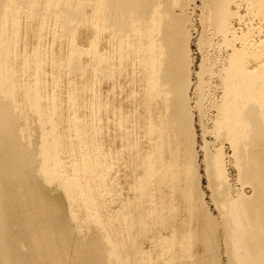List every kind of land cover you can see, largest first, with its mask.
<instances>
[{
    "label": "bare ground",
    "instance_id": "obj_1",
    "mask_svg": "<svg viewBox=\"0 0 264 264\" xmlns=\"http://www.w3.org/2000/svg\"><path fill=\"white\" fill-rule=\"evenodd\" d=\"M188 1L0 0V264H13L5 239L7 231L12 230L9 226L7 230L11 208L27 210L30 223L39 224L36 228L28 224L29 242L32 251H37L38 261L46 263L50 258L52 248L48 244L45 246L36 232L44 231L43 221L50 214L37 192L40 182L57 185L63 190L70 202L73 221L81 222L80 226L92 222L101 228L99 243H94L97 250L92 248L101 264H219L222 250L218 249V240L221 239L228 264H264V38L258 37V41L255 28L250 26L239 33L233 26V20L239 17V9L235 11L233 6L240 8L243 3L247 5V14L261 18L264 23V0H202L208 21L230 49L228 65L219 75L224 99L215 127L218 138L230 142L233 147V161L241 185L234 194L227 179L222 151L207 152L204 156L206 172L213 201L220 209L219 218L203 205L202 192L199 194L198 188V194L195 193L196 183L188 182H195L198 176L194 153L196 135L188 97L192 61L189 49L191 19L187 13L191 5ZM87 6L93 10L90 20L85 14ZM39 9L43 10V15L38 16ZM22 18L28 22L38 21L36 30L30 26L37 47L31 46L35 48L33 52L23 50L32 55L19 54L24 47L17 51L23 41ZM51 18L56 27L61 24L68 29L65 31L72 32L77 31L78 26H70L71 21L79 25L84 21L92 28L94 41L89 43L88 49H81L73 41L77 34L68 33L73 39L71 51L66 55L69 57L64 58L60 51L56 54L54 50L55 56L47 60L48 53L39 44L53 21L47 22ZM61 36H58L60 40ZM85 53L93 54L95 62L92 63L97 68L100 85L110 82L114 93L121 87L119 77L125 73L128 83L138 86L140 99L135 119L139 138L146 139V143L139 138L132 143L129 141L132 134L123 131L127 126L116 94H113V107L108 98L102 99L101 87L99 99L95 97L92 81L95 73L93 78L84 80L81 88L76 82L71 84L69 98L72 102L66 116L60 114L63 110L58 108L57 97L47 96L49 83L45 85L44 79L47 61L57 75L67 68L84 76L85 66L89 64H83V68L82 62L78 64L71 59H78V54ZM203 62L201 74L214 73L212 67ZM201 87L200 83V90ZM86 93H89L86 100L89 114H83L86 117L81 119L77 115V102ZM24 108H29L36 116L39 143H30L33 134L26 132L22 124L26 117L23 118ZM109 125L121 131V139L125 138L128 143L123 144L128 145L126 155L133 161L131 173L133 192H136L134 203L131 205L130 199L117 214L108 213L110 199L106 203L105 198L111 193L108 186L114 168L112 159L119 153L109 154L98 139ZM245 186L252 189L251 194L246 192ZM152 240L155 251L149 254L145 252L146 246L142 248L141 245L143 242L148 245Z\"/></svg>",
    "mask_w": 264,
    "mask_h": 264
},
{
    "label": "rangeland",
    "instance_id": "obj_2",
    "mask_svg": "<svg viewBox=\"0 0 264 264\" xmlns=\"http://www.w3.org/2000/svg\"><path fill=\"white\" fill-rule=\"evenodd\" d=\"M18 1L21 2L23 0H18ZM189 1H188L189 6L191 5L190 6L191 8H187V13L190 14L189 19H191V25H190V34H191V41L190 42L191 43L189 45V49L191 50V56H192L191 60L193 62L191 61V68H190L191 69V75H190L191 76L190 77L191 85H190V88L188 90V93H189L188 97H190L189 98L190 99L189 104L191 106L190 107L191 112L193 113L192 114V118H193V127L192 128H194V135H196V136H194L195 137L194 138V143H195L194 153L196 156L195 157L196 158L195 163H197V165L195 166V169H197L196 171H197L198 176L196 177L197 179L195 178V180H196L195 182L191 181V180H188V182H190L191 184L196 183L193 186L194 190H196L198 188L199 191L196 190L195 193L198 194V192H199V194H201V192H202V194H201L202 202L204 201L203 203H205L203 205L208 207L207 209L212 215L214 214V216L216 215L215 217L219 218L220 214H218V213H220V209L215 204V202L213 201V190L211 188V184L208 183V182H210V180L208 181L209 177H208V174L206 172L207 171V168H206L207 162H205L206 159L204 158V156H206L207 152L210 153L211 151L212 152H218L219 150H220L219 152L222 151L221 152V153H223L222 157L225 158V162H226L225 163L226 164L225 170H226V174H228L227 179L230 183L232 192L235 194L236 191L239 190L240 186H241L240 181H239L238 170L236 169L237 167H235L236 163L234 162L235 158L233 157L234 156L233 147H232L230 142L228 143V141L220 140L218 138V132H217L218 128H216L217 122H215L219 119V117L221 115V113L219 111H220L221 104L223 102L222 100L224 99V98H222V97H224L222 95L223 94L222 90L224 89V88H222L223 83H222V80L220 78L221 76H219V75L222 74L221 72L228 65V56L230 53V49H228L226 47V45L224 43L225 42L224 37H222V35H220L219 33H216L215 28L212 26V22L208 21V19L206 17L207 12L204 8V4L202 3V0H193V1L189 0ZM239 7L240 8H235L233 6V9L235 11L237 9H239V11H238L239 14L237 13L239 15V17L237 16L238 18L233 20V26H234L235 30L237 31V33L242 32V31H246L250 27L255 28L254 32H257L255 34L256 35L255 38L257 39L258 37H260L262 40V37L264 38V23H263L262 19L259 17L254 18L251 15L247 14L248 8H247V5L245 3L241 4ZM39 10L37 12V14L40 12L38 14V16H40L41 14L43 15V12H41L43 10L42 9L40 11ZM188 10H190V11L188 12ZM85 11H86L85 12L86 18L90 20L92 18V15H93L92 8L90 6H87L85 8ZM245 17H247V18H245ZM239 18H241L242 20H240ZM22 20L24 22L26 21L25 18H22ZM51 20H53V19L51 18L47 22L49 23ZM245 20H247V21H245ZM252 20H254V21H252ZM23 21H22V23H23L22 33L25 34V37H23L24 34H23V36L21 34V40H23L21 42L24 43L25 40L27 42L24 43V45L20 42L21 44H19L20 47L17 49V51L22 49V47H24L25 49L23 48L22 50H20L21 52L19 51V54H21L23 52V50L24 51L26 50L27 52L32 50L31 52H33V49L35 50V48H33V47L36 46L35 43H37V41H36L37 39L34 38V36L32 35V32L34 31V29L36 30V28H34V27L38 26L37 25L38 21L37 20L29 21V22L26 21L25 25H24ZM67 21H68V19H67ZM51 22H50L51 25H48V27H47L50 29L48 30L46 28V30L43 34V40H42L43 42H41L39 44V45H43V46H41L42 49H44L43 51H46L48 54L51 53L50 56H48V54L46 55L48 58L47 60H50L49 58L51 56H53V57L55 56L54 55L55 51H56V54L57 53L60 54V52H61L62 54H60V55L64 56V58L69 57L66 55H68V53H70L69 51H71L69 48H70V42H72L73 39H71V37H70L71 35L69 36L68 33L77 34L75 36L76 40H73V41L74 42L76 41L75 44L77 43L79 45L77 47L81 48V49H88L89 45H90L89 43H92V41H94L93 30L84 21L82 23L83 25L82 24L79 25L78 22H76V24H75L74 21H71L72 24L70 25V21H68V23H67L68 25L72 26L74 24L73 27L76 25L78 26L76 29L77 31H75V32L74 31L73 32L72 31H65L68 29H66V27H63L61 24H59V25L56 24V25H58V27H56L54 24L56 22L54 20ZM28 23H30L32 25H30V24L28 25ZM33 24H35V25L33 26ZM30 26H31V28L33 27L32 28L33 31L30 29ZM26 27H27V29H25ZM55 27L57 28V30H55L56 29ZM24 29L26 30L25 32H24ZM54 30H55V32H54ZM30 31H32V32H30ZM56 31H57V33L58 32H62V33H58L57 36L53 35V33L55 34ZM64 31H65V33H64ZM63 33L66 35V37L63 36ZM27 34H29L30 36H27ZM258 34H260V35L258 36ZM60 35H62L61 36L62 40H60L58 37ZM54 36H56L57 38ZM228 36L230 37L229 34H228ZM28 37L31 40H29ZM73 37H74V35H73ZM55 38H56V40H55ZM57 39H59V40H57ZM28 42L30 44H28ZM201 42H205L206 46H205V43L202 44ZM25 44H27L26 47H25ZM28 45H30V46H28ZM106 45H107V42H106ZM203 45H204V47H203ZM31 46H33V47H31ZM87 46H88V48H87ZM28 48H29V50H28ZM27 52H23L22 54L26 53V55L27 54L32 55V54H30L31 52H29V53H27ZM46 52L44 54H46ZM71 55H72V53H71ZM77 56L81 59V61L79 58L78 59L74 58L71 60L76 62V63L79 62L78 64H81L80 62H82L81 66L83 68L86 67V71L84 69V76L81 75L82 73L80 74L79 72H72L71 69L67 70V68H65L66 71L64 69L61 72V74L58 73V75H57V72L51 68V65H50L51 60L47 61V65L44 67V69H45L44 73H47L48 75L45 74L44 79H45V83L47 81V83L45 85H48V83H49V85L46 87V89L49 87L47 89V92L48 91L49 92L47 93L45 90V94L47 93L48 97H52L53 94H54V96L57 97V100L59 101L58 108L60 106L59 110L61 108H62L61 110H63V111L60 110L61 111L60 114L66 116L69 112L67 110H69L71 102H72V100L69 98V94H71V87H72L71 84L76 82L80 86V87L79 86L78 87L81 88L84 85L83 84L84 80L86 78H88V79L93 78V73H95L96 78H93V80L91 79L95 84V88L93 89L95 97L97 99H99V94H100L99 91H100V87H101V90L103 93L102 99L108 98L109 102L112 104L111 107H113V103H112V101L114 100L113 94H116V98L118 97V99L121 101V102L119 101L120 106H122V108L121 107L120 108L122 110L121 111L122 114H124V120H125V123L127 126L126 128L123 129V131L129 132L132 134V135H130V138L133 136L132 137L133 139L129 138V141H131V143H132L133 140L135 141L136 138H139V133H138L139 130L137 129V123H136V119H135V116H136L135 111L138 108V99H140L139 98L140 94H138L139 93L138 86L134 87V85L132 83H128L129 78L127 77V75L125 73H123V75L121 77H119V82L121 83V87H118L113 93L111 90L112 85L110 82H107V83L104 82V84L102 83V85H100L101 83H99V80H97L99 74H98V71L96 70L97 68L95 65H94L95 68H93L94 63H92V62L93 61L95 62V60L93 59L94 58L93 54L85 53L84 55L78 54ZM53 57H51V58H53ZM90 57L91 58L93 57V58L91 59ZM76 59H77V61H76ZM202 62H203V64L211 66L212 70H214L213 71L214 73H208V74L202 73L201 74ZM87 63L90 66L86 65ZM83 64L86 66L84 67ZM222 66H223V68H222ZM68 68H70L69 65H68ZM67 71L69 74L67 73ZM128 71H130V73H131V67L129 68ZM53 73L55 76L53 75ZM65 73H67V74H65ZM80 75H81V77H80ZM57 78H58V80H57ZM60 78H62V79H60ZM201 78L203 79L204 82L202 81ZM27 79H28V77H27ZM29 79H32V78L29 77ZM52 80H53V82H52ZM56 80L58 81L57 82L58 86L55 85ZM198 80H199V82H198ZM68 81L70 84L68 83ZM71 81H73V82H71ZM95 81H96V83H95ZM61 83H63V84L61 85ZM200 83L202 84L201 90H203L204 94L199 89ZM53 84H54V86H53ZM55 86L57 88H55ZM53 87L56 89V90L54 89L55 92H57L56 94L53 93V91H54ZM58 87H60V88H58ZM51 92H52V94H51ZM135 92L137 94H135ZM200 92H202V94ZM106 95H108V96H106ZM88 96H89V93H86L82 98L80 97L78 99L80 101L77 102L78 103L77 104V106H78L77 115L79 114L78 116L81 119H85L84 117L88 116L87 114H89V111L87 109L88 107L86 106L87 105L86 102L88 101ZM60 97H62V98H60ZM58 98H60L61 100ZM91 98H92V96H91ZM198 104H199V106H198ZM24 111H26L25 112L26 115H23V118L25 116L27 117V114L28 113L29 114L27 117L28 119L25 117L27 119V123H26V119L24 118L22 120V124L26 128V130H25L26 132L33 134V138L31 139L30 143H33V144L39 143V141H40L39 133L40 132L38 131V123L36 120V116L33 115L32 111H30L29 108H24ZM83 114H85L86 116H84ZM103 118H104V121H106L107 116L105 115V117H103ZM28 128L30 130H27ZM133 128L135 129V131ZM103 130H104V132H103L102 138L101 139L98 138V139H99L100 143H102L101 145H103L105 151L108 152L109 154L111 152H113L114 153V154L112 153L113 155H115V153L116 154L119 153L118 155L114 156V159H112L114 161V163H113L114 168L110 172L111 174L109 176L110 177L109 180H111V181H109V182H111L110 183L111 185L109 184V186H108V187H110L108 189L111 191V193H109V191H107V193H109V194H106L107 196L105 198V201L110 199V200H108L107 206L111 210H109V208L107 207L108 213L110 211L112 214L113 213L117 214V213H119V211H121L123 209L122 207L124 205L128 204L130 199L132 200L131 205L134 203L133 200L136 199V198H134L136 196V192L135 191L133 192L134 177L132 176V173H131V167H132L133 161H131V158L129 159V157H128L129 155H126L128 143H127V141H125L126 140L125 138L121 139L122 138L120 136L121 131L116 130L115 128H113L112 125H109V127L107 129L104 128ZM138 140L140 141L141 138H139ZM141 141L146 143V139H144V140L142 139ZM123 143H127V144L125 145ZM145 143H139V144L144 145ZM144 146H146V144ZM144 146H143V148H145ZM124 147H126V149ZM146 148H145V150H146ZM123 149H125V150H123ZM205 168H206V170H205ZM131 185H132V187H131ZM245 188L244 189L246 190V192L248 194H251L252 189H250L249 187H246V186H245ZM37 192H39V194H41L43 201L45 202V205L47 206V209L50 211L48 218L50 219L52 217L50 220L48 218H46L43 221V222H45L44 231H42V232L36 231L38 236H39L38 237L39 240L44 241L45 246H46V244H48L52 248V251L49 254L50 258L46 263H44L43 261L42 262L38 261V259L36 257L37 251H34V252L32 251L31 243L29 242V231H28L29 226H28V224L30 226H33L34 228H36V226H35L36 224H37V227L39 224L32 222V221L30 223V220L27 217V212H28L27 210L23 211L20 209L11 208V209H9L10 219L7 222V227L9 226L10 229H12V230L14 229V230L13 231L12 230L7 231V233L5 235V239H7L6 242H7V245L9 247V250H10L9 256H10V258H12L13 264H18V263L19 264H77V263L78 264H92V263L93 264H96V263L101 264V261L99 260V258H98V261H100V262H97L96 257H98V256L96 255V251L93 250L94 248L97 250V248L95 247L96 244H94V243H99L98 238L102 233L100 231L101 228L98 225H96L95 223L90 222L91 224L90 223L87 225L82 224L81 226L83 229H81V226L79 225V224H81V222H78V220H76V221L72 220L71 214L69 212V211H71L70 210L71 209L70 202H69L66 194H64L63 190L59 186H57V185L51 186V185H48L44 182H40ZM112 199L114 200L113 202H112ZM106 203H107V201H106ZM214 204H215V206H214ZM9 227L7 228V230L9 229ZM92 229H94V230H92ZM80 230H81V233H80ZM90 230H91V232H89ZM83 232H85V233L82 234ZM86 233H88V234H86ZM94 234L97 235V236H95V238H93L94 236H92ZM87 235H89V237ZM85 236H87V238ZM10 237L13 238L14 241H13V239H11V241H9L8 239ZM8 241H9V243H8ZM145 242H147V241H145ZM153 242H154V240H152V242H148V245H147V243H145V245L143 244L144 242L142 243V245H141V246H143L142 248H145L144 246H146V248H147V251L144 249L145 252L150 254L151 252L155 251L154 250L155 248L153 249V247H155V242H154V245H153ZM218 242H220L218 249L220 251L222 250L221 255H220V251H219V255H220V263L219 264H228L229 261H228L227 254H225L226 252L224 249L225 247H223L224 244L222 242V239L218 240ZM11 243H12V246L9 245ZM91 243L94 245H92ZM150 243H152L153 246ZM15 244L17 247L15 246ZM97 245L99 246V244H97ZM148 247H152V249L148 248ZM149 249L152 251H150ZM61 250H64V252H60ZM91 250H93V251H91ZM77 251H80L81 253H79ZM88 251H89V254H88ZM75 252L78 254V256L75 254ZM223 253H224V255H223ZM90 254H91V256H90ZM33 256H35V257H33ZM76 256H77V258H76ZM81 256H83V257H81ZM87 257H89V258H87ZM82 259H83V261H82ZM94 259L96 261H93ZM229 264H231V263H229Z\"/></svg>",
    "mask_w": 264,
    "mask_h": 264
}]
</instances>
